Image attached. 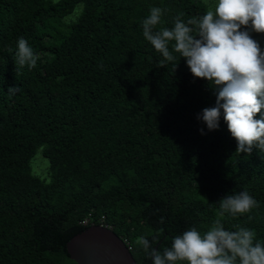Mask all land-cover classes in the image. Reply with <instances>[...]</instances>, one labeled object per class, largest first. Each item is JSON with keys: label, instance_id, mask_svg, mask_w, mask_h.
Wrapping results in <instances>:
<instances>
[{"label": "trees", "instance_id": "16d2710c", "mask_svg": "<svg viewBox=\"0 0 264 264\" xmlns=\"http://www.w3.org/2000/svg\"><path fill=\"white\" fill-rule=\"evenodd\" d=\"M151 7L164 10L156 30L207 10L199 0H0V264H75L65 243L100 222L136 264H152L139 237L163 252L217 219L264 244V152L236 153L223 116L213 131L197 119L215 89L182 57L174 72L160 66L143 36ZM251 36L264 51V33ZM21 37L40 56L31 70L15 63ZM10 86L21 91L10 98ZM38 150L48 181L31 170ZM240 191L259 207L221 215L218 201Z\"/></svg>", "mask_w": 264, "mask_h": 264}, {"label": "clouds", "instance_id": "9594fccd", "mask_svg": "<svg viewBox=\"0 0 264 264\" xmlns=\"http://www.w3.org/2000/svg\"><path fill=\"white\" fill-rule=\"evenodd\" d=\"M205 4V14L185 21L181 13L171 29L159 30L164 10L151 7L142 21L143 36L162 55L161 67L171 63L174 72L182 57L194 78L206 79L215 89V106L197 114L209 131L219 128L223 116L237 141L236 153L251 155L254 148L264 152V51L251 36L264 33V0H216L214 5L205 0ZM39 59L27 40L19 38L15 63L31 70ZM20 91L10 86L7 94L11 98ZM200 132L205 134L204 129ZM218 203L221 215L233 217L259 207L247 191L227 194ZM157 242L156 237L137 240L152 264H264V244L255 241L254 231L226 230L219 219L203 234L193 227L175 236L163 252L154 247Z\"/></svg>", "mask_w": 264, "mask_h": 264}, {"label": "water", "instance_id": "95a60500", "mask_svg": "<svg viewBox=\"0 0 264 264\" xmlns=\"http://www.w3.org/2000/svg\"><path fill=\"white\" fill-rule=\"evenodd\" d=\"M65 245L68 258L75 264H136L125 243L101 226H89Z\"/></svg>", "mask_w": 264, "mask_h": 264}, {"label": "rangeland", "instance_id": "374dc122", "mask_svg": "<svg viewBox=\"0 0 264 264\" xmlns=\"http://www.w3.org/2000/svg\"><path fill=\"white\" fill-rule=\"evenodd\" d=\"M199 1L205 4V0H199ZM215 2L216 0H208L209 4L214 5ZM81 7H82V4L80 3L76 4L73 11L62 19L61 29L63 31H66V25H68L71 21H74L76 19V17L78 16L81 10ZM30 166H31L32 173L34 175H37L41 177L42 179H45L46 181L49 180L48 161L41 155L39 150L35 153V155L31 159Z\"/></svg>", "mask_w": 264, "mask_h": 264}, {"label": "built area", "instance_id": "2783aa9c", "mask_svg": "<svg viewBox=\"0 0 264 264\" xmlns=\"http://www.w3.org/2000/svg\"><path fill=\"white\" fill-rule=\"evenodd\" d=\"M88 221H89V220H88ZM86 222H87V219H84V220L81 222V224H82V225H85ZM87 223H88V222H87ZM100 226L111 230V226H109L108 224H105V223H103V222H100ZM123 242H124L125 245L127 246V249L130 250L131 248H130V246L128 245L126 239H124Z\"/></svg>", "mask_w": 264, "mask_h": 264}]
</instances>
